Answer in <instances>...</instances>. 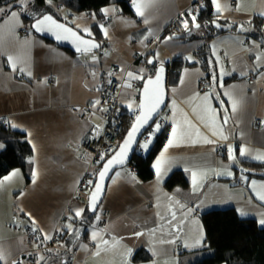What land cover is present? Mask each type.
Masks as SVG:
<instances>
[{
	"label": "crops",
	"instance_id": "obj_1",
	"mask_svg": "<svg viewBox=\"0 0 264 264\" xmlns=\"http://www.w3.org/2000/svg\"><path fill=\"white\" fill-rule=\"evenodd\" d=\"M197 2L151 0L145 17L135 14L131 1L134 16L123 14L121 7L115 4L105 7L109 9L107 15L102 11L75 13L62 5L51 4L64 22L82 35L99 41L98 51L82 54L38 36L20 10H16L20 16L14 36L7 31L9 25L4 24L7 15L0 16V25L5 29L0 34L3 36L0 42V122L25 134L33 150L28 161L29 181L21 168L5 176L17 172L11 179L0 180V205L4 206L0 208V249L5 254L0 260L2 264H12L28 250L33 256L22 264H192L213 253L206 245L203 213L235 208L241 218L255 219L264 226L259 222L264 219V201L258 195L264 194V179L250 178L248 174L252 171L242 165L243 161L264 164V160L259 159L264 156V41L257 39L254 27L248 25L255 18H261L264 34V15H261L264 0H220L223 9L220 13L211 2L219 20L217 28L225 32L210 39L190 23L189 28L195 31L197 39L186 41L165 34V30L180 19L177 26L184 35L181 22L185 18L181 17L189 11L195 15L193 6ZM145 18L147 24L143 22ZM101 25L108 30L107 36ZM169 36L173 38L167 39ZM205 46L209 47L211 66L218 81L213 78L210 87L203 84L205 75L198 65L184 68L176 83L170 82L169 75V101L160 131L166 126L170 130L153 163L155 178L141 181L130 165L117 170L96 213L100 219L97 221L94 216L86 221L90 192L77 193L89 166L82 145L91 133L104 129L100 117L101 87L113 77L131 83L132 88L124 87L121 91L120 106L138 114L140 90L144 81L155 74L157 66L171 64L178 57L187 60L191 57L189 62L194 64L196 52ZM9 55L20 58L15 70L7 59ZM150 55L155 58L154 71L149 67L154 66L151 63H136L138 58ZM129 71L142 74L145 79L129 80L126 75ZM233 77L238 80L226 83V79ZM225 92L239 101L235 112ZM132 101L135 104L130 109L128 104ZM86 106L92 108V114L82 112ZM212 108L217 109L216 121L214 126H209ZM185 115L193 127L185 123ZM174 121L189 134L168 147L158 178L154 165L172 138V128L177 126ZM13 124L17 127H12ZM196 129L201 135H196ZM205 136L215 143H205ZM0 145H3L1 152L5 144L0 141ZM229 148L235 160L230 158ZM241 149H246L243 156ZM141 150L146 153L147 149ZM176 171L186 175L189 186L169 190L166 183ZM193 172L197 173L199 184L195 190ZM189 208L195 210L189 213ZM79 209L84 211L76 217ZM20 220L28 224L26 231L31 226L35 228L38 240L35 241L34 234L23 232L18 225ZM94 231L99 234L98 242L108 241L107 245L99 243L100 255H96L97 243L91 238ZM138 232L143 234L134 235ZM61 233L68 237V244H59L65 250L54 249L64 253L52 262L53 256L41 248L55 236L59 238ZM198 234H202L203 242L186 248L185 243L194 244ZM46 235L52 238L46 239ZM128 249L132 251L126 257ZM141 252L149 254L150 259L136 261V255Z\"/></svg>",
	"mask_w": 264,
	"mask_h": 264
},
{
	"label": "trees",
	"instance_id": "obj_2",
	"mask_svg": "<svg viewBox=\"0 0 264 264\" xmlns=\"http://www.w3.org/2000/svg\"><path fill=\"white\" fill-rule=\"evenodd\" d=\"M130 1L131 0H52L51 4L54 3L62 5L75 13H98L103 8L115 4L121 7L123 14L134 16V12L129 4ZM51 4H49L47 0H34L35 10H42L44 11V15L52 14L58 19L62 20L59 13L55 11ZM9 5H11L13 10H20L27 23L30 24L33 22V20L31 21L29 17H27L17 6V0H0V7L7 8ZM193 9L197 17L196 23L200 24L198 29H203L206 39H210L215 35L225 32V30L219 29L215 26V23H217L219 20H217L213 13L211 0H202L201 5L198 0L196 5L193 6ZM188 16L189 12L185 13L181 19H187ZM179 20L180 19L175 20L173 24H171L169 28L165 30V34L169 33L176 37L183 38L186 41L197 39L195 31H192L188 35H183L182 31L177 26L178 22H180ZM189 23L192 25L190 19ZM220 24L226 25L225 22H220ZM248 25L254 27L255 37L264 41V34L262 33L263 20L261 18H255L253 21L249 22ZM235 29L236 26H234L233 30ZM195 55L197 56V62L194 64L190 63L187 59H183L182 57L174 59L171 64H166L169 68L171 83H176L180 79L184 68L195 65H198L203 69V73L205 75L203 84H206L208 87H210L213 84V78L214 80L216 78L215 81H218L216 72H213V68L211 66L212 57L209 47H203L197 51ZM152 56L153 55H150L148 58H152ZM148 58H138L136 63L150 64L148 63ZM149 67L153 71L155 70V65ZM233 80H238V78H228L225 81L226 83H231ZM122 111L125 118V125L121 136V141L125 137L128 129L131 127L137 115L123 108ZM149 130H151V128ZM149 130L146 133H148ZM169 130L170 128L166 126L163 130L157 133L154 143L150 147L148 153H144L139 147L134 154L130 166L134 167L141 181L148 182L155 178L153 163L166 143ZM0 141L5 144V149L0 152V180L8 175L12 170L21 168L27 177V181H29L27 173L28 161L33 156V150L29 142L26 140L25 134L14 131L6 126L3 122H0ZM105 161L106 160H103L95 166L92 180L93 186L95 184L98 172ZM242 165L243 167L252 171L248 174L250 178L257 177L264 179V164L243 161ZM178 186H189V181L182 171H176L173 173L166 183V187L169 190H173ZM91 190H88V192H91ZM85 215V220L88 222L91 221L94 216H96V213L93 214L89 210V199L86 205ZM201 218L206 233V245H208V248L211 249L213 253L212 255L199 259L192 264H264V226H260L255 219L241 218L235 208L207 211L202 214ZM63 234L64 233H61L59 238L57 237V242L60 245H67L68 237ZM52 240L43 244L41 250L47 251V254L53 256L52 262H55L56 260L60 259L61 254L64 252H57L55 251L56 249L46 250L45 247L49 246ZM24 258H28L26 253L24 254ZM135 259L136 261H147L150 259V255L145 252H141L136 255ZM0 264L2 263L0 262Z\"/></svg>",
	"mask_w": 264,
	"mask_h": 264
},
{
	"label": "snow or ice",
	"instance_id": "obj_3",
	"mask_svg": "<svg viewBox=\"0 0 264 264\" xmlns=\"http://www.w3.org/2000/svg\"><path fill=\"white\" fill-rule=\"evenodd\" d=\"M47 2L49 4H51L52 0H47ZM211 2L215 5V10L217 13H220L223 11L221 4H220V0H211ZM28 3V0H17V6L21 9L25 8L26 5ZM131 3L134 7V11L135 14L139 17H145V9L147 7L151 6V0H148V3H145L144 0H131ZM105 15H107L109 9L108 8H103L101 10ZM112 11H117L116 9H112ZM7 15V20L4 21V24L9 25L7 31L10 32L13 36L15 35L14 33V29L15 27L19 24V16H20V12L13 10L11 5H9L7 8L6 7H0V16H4ZM261 15H264V13H261ZM189 19L192 22V25L194 28H199L200 24L196 23L197 17L196 15L192 14L191 11H189V16L187 19L182 20V27L185 29V31H189ZM143 22L145 24L148 23V20L145 18L143 20ZM215 23V22H214ZM35 31L37 32H41V31H48V32H52L55 36L56 39L58 40H63V39H71L72 43L76 45V50L78 52H90L92 49H96L99 48L100 45L95 43L94 40H88V39H84L82 38L81 35H79L76 31H73V29L66 27L64 24L59 23L56 19L53 18L52 15H43L42 17H40L39 19H36L35 22L32 24L31 26ZM216 27H220V25L218 23H216ZM242 27V26H241ZM101 28L103 30V33L105 36L108 35V30L106 28H104L101 25ZM5 31L4 27L2 25H0V34H2ZM85 32L88 33V35L90 36L91 33L88 31V29H84ZM172 36L167 37V39H172ZM3 40V36L0 35V42H2ZM28 41L25 40V43H27ZM8 61L11 62V67L13 70L16 69L17 67V62L20 60L19 57H13L11 55H9L7 57ZM96 57L93 56V60H95ZM189 60H191V57H188ZM148 63H153L152 60H149ZM142 72V70H141ZM223 70H221V76L223 75ZM28 75H31V72H28ZM109 76L112 75V73L108 74ZM127 77L129 80H144V76L142 74L137 75L134 74L133 72L129 71L126 73ZM163 78H164V67H163V63L160 64V67L158 69V71L155 74V78L153 79L152 77H148L146 80V83L144 84L142 90L141 91V95H142V99L140 101V103L138 105H136V108L139 111V114L136 115L135 117V123H133V125L131 126V129L129 130L126 139L124 140L123 144L119 146L118 150L115 152V154L113 155V157L111 159H109L106 163V165L103 167V170L99 172V180H100V184H97L95 186V191L92 193L91 198H90V210L95 212L96 211V203H97V199L99 197V195L102 192V183L105 179V175L106 173H108L111 168L114 165H123L125 163V160L127 158V154L129 152V150L131 149V146L133 143L136 142L135 138L137 136V134L140 132V130L145 127L149 121H152V123L154 124V129L155 131H152L149 133V137L148 139L145 140V142L143 144H140L139 146L143 149H148L149 145L152 142L151 137L155 136L156 132H159L161 129V124L155 122L154 120H152L153 115L155 113H157V111L159 110L160 106L163 104L164 101V95H165V90H164V86H163ZM109 83H111V81H109ZM127 88H132V84L131 83H126L124 85ZM173 91H175V89H173ZM224 95L228 96L229 99L232 101V111L235 112L237 109V106L239 104V101L235 98H233L231 93L225 92ZM217 99H219V96L217 95L216 97ZM205 101L208 100V97L206 96ZM95 103H99V101H96ZM223 101H220L221 106H223ZM133 104H135V101H132L131 103L128 104V108L132 109L133 108ZM173 106H176V101L173 100L172 101ZM211 115L209 117V126H214L215 125V121H216V112L217 109H210ZM225 123H227V118L225 117L224 120ZM174 123H177L176 127L172 128V138L169 139L168 141V145L164 148V151L160 154V159H158L154 165L155 169H156V173H157V177H160V173H161V166L166 162L165 160V154L168 152V147L172 146L174 141H178V140H182L186 135H188L189 133L187 132L186 129H184L183 127L179 126V123L174 121ZM185 123L188 125L189 128L193 127L191 122L187 120V117L185 115ZM12 127H17V125L13 124L11 125ZM99 128V126H97ZM215 134V133H214ZM28 135L30 136L31 133H28ZM196 135H201L199 132V129H196ZM222 135V134H221ZM224 139H226L227 137H223ZM203 141L205 143L208 144H212L215 143V141L208 139L206 136L203 137ZM3 145H0V148H2ZM32 147L35 149V145L33 144ZM246 149H241L240 151V155L243 156L245 155ZM229 155L230 158L235 160V156L232 155V149L229 148ZM100 159H104V154H101ZM259 159L264 160V156L259 157ZM17 172H13L11 174V176H15L17 175ZM228 175H232L231 172L227 173ZM116 175H119V173H116ZM203 175V174H201ZM11 176L5 177V179H11ZM192 181H193V185H194V190L195 187H199V184L197 183V173L193 172L192 173ZM33 182H35V174H33ZM115 183V181H113ZM89 183H91V181H89ZM253 185H255V181L251 182ZM259 195V199L261 201H264V194H258ZM177 203H179L177 201ZM181 207H184V205H181ZM195 209L193 208H189L188 212H192ZM84 210L83 209H79L75 212V216L76 217H80L82 215V212ZM242 215H244L245 213L241 212ZM95 219L98 221L100 219L99 216H96ZM172 219L175 220L176 216H175V212L172 213ZM261 225H264V219H261L260 221ZM69 229H71V225L67 226ZM143 233H135L134 235L139 236L142 235ZM98 233L97 232H93L91 234V238L93 240V242L97 243V251H96V255H100V247H99V243H103L105 245L108 244V241L104 240V241H99L98 242ZM46 239H51V236H45ZM163 242V241H162ZM169 243H174V241H168ZM203 242V237L202 234H198L195 238H194V244L189 245L188 243H185V247H195L200 245ZM86 247V246H85ZM131 249H128L127 252L125 253V256H130L131 255ZM4 251L2 249H0V260L4 259Z\"/></svg>",
	"mask_w": 264,
	"mask_h": 264
},
{
	"label": "built area",
	"instance_id": "obj_4",
	"mask_svg": "<svg viewBox=\"0 0 264 264\" xmlns=\"http://www.w3.org/2000/svg\"><path fill=\"white\" fill-rule=\"evenodd\" d=\"M202 4V1H199ZM111 81V83H109ZM125 79L111 78L105 85L101 87V104L102 111L100 117L103 120L104 129L98 133H91V135L83 142V148L88 155L89 166L85 172L82 181L79 185L77 193L87 192L93 187V174L96 164L103 160H107L118 149L121 141V136L124 130L125 118L122 107L120 106V95L126 84ZM138 89L137 85H134ZM84 114H92V108L89 106L83 107ZM101 154H104V159H100ZM91 181V183H89ZM58 238L55 236L49 246L45 249L65 250L57 242ZM28 258H32L31 250L26 252ZM27 258L24 255L12 261V264H22Z\"/></svg>",
	"mask_w": 264,
	"mask_h": 264
},
{
	"label": "water",
	"instance_id": "obj_5",
	"mask_svg": "<svg viewBox=\"0 0 264 264\" xmlns=\"http://www.w3.org/2000/svg\"><path fill=\"white\" fill-rule=\"evenodd\" d=\"M45 15H46V14H45ZM47 15H52V14H47ZM52 16H53V18L56 19L59 23H62V24H64L66 27L73 29V31H76L79 35L82 36V38H84V39H88V40H94L95 43H97V44L100 45L99 41H97V40H95V39H93V38H89V37H86V36L82 35V34H81L77 29H75L72 25H70V24L64 22L63 20L58 19V18L55 17L54 15H52ZM41 17H42V16H41ZM39 18H40V17H39ZM39 18H38V19H39ZM34 22H35V20L31 23V26H32V24H33ZM31 29H32V30H33L38 36H40L41 38H43V39H45V40H48V41H50V42H53V43H55V44L61 46L62 48L70 49L71 51H73V52L76 53V54H82V53H85V52H78V51L76 50V45L72 43L71 39L58 40V39H56V36H55L52 32H48V31L37 32V31H35L32 27H31ZM189 29H190L189 31H185L184 35H188V34L193 30L192 28H189ZM99 48H100V47H99ZM99 48L92 49L89 53H94V52L98 51ZM150 60L153 61V63H151V64L154 65V64H155V58L152 57V58H150ZM159 67H160V65L157 66L156 71H155V74H156V72L158 71ZM163 67H164L163 86H164V90H165V95H164V101H163V104L160 106V108H159V110L157 111V113H155V114L153 115L152 120H154L155 122H156V121L160 118V116L165 112V110H166V108H167V106H168V101H169V90H168L169 68L167 67L166 64L163 65ZM155 74H154L153 76H150V77H152V78L154 79V78H155ZM146 80H147V79H146ZM146 80L144 81L143 86H144V84L146 83ZM143 86H142V88H143ZM141 90H142V89H141ZM141 99H142V95L140 94V101H141ZM138 114H139V112H138ZM138 114H137V115H138ZM133 123H135V120L133 121ZM133 123H132V125H133ZM132 125H131V126H132ZM153 125H154V124L152 123V121H149V123H148L145 127H143V128L140 130V132L137 134V136H136V138H135L136 142L132 144L131 149L129 150V152H128V154H127V158H126V160H125V163H124L123 165H114V166L111 168V170H110L108 173H106V175H105V179H104V181H103V183H102V192H101V194L99 195V197H98V199H97V203H96V211L93 212V211L90 210V198H91L92 193L95 191V186H96L97 184H100V183H101L100 180H99V175H97L96 180H95V184H94V186H93V188H92V190H91V192H90V195H89V210H90V212H92L93 214L97 213V211H98L100 205L102 204V202H103V200H104V198H105L106 191H107V186H108V183H109L111 177L113 176V174H114L117 170L122 169V168H124V167H126V166H128V165L131 164V162H132V160H133V157H134V154L136 153V151H137L138 148H139V145H140L141 139L144 137L145 133H146V132H147V131H148ZM130 129H131V127L128 129V131H127L125 137L123 138L122 142L120 143V145L123 144V142H124V140L126 139L127 134H128V132H129ZM120 145H119V146H120ZM118 148H119V147H118ZM117 150H118V149H117ZM117 150H116V151H117ZM114 154H115V153H114ZM114 154H113V155H114ZM113 155H112L111 157H109V158L104 162V164L102 165L100 171L103 170V167L106 165L107 161L113 157ZM100 171H99V172H100ZM99 172H98V174H99Z\"/></svg>",
	"mask_w": 264,
	"mask_h": 264
},
{
	"label": "rangeland",
	"instance_id": "obj_6",
	"mask_svg": "<svg viewBox=\"0 0 264 264\" xmlns=\"http://www.w3.org/2000/svg\"><path fill=\"white\" fill-rule=\"evenodd\" d=\"M31 6H32V8H31ZM20 9H21V8H20ZM21 11H22L27 17H29V19H30L31 21H32V20L34 21V20L38 19V17H41L42 15H44V14H43L44 11H42V10H41V11H40V10H35L34 0H28V3H27V5H26V7L23 8V9H21ZM68 20H69V17H68ZM31 23H32V22H31ZM31 23H30V28H31ZM201 30L203 31V29H201ZM222 101H223V100H222ZM163 116H164V115L162 114L161 117L159 118V120L157 121V123H160V124H161V121H162ZM152 131H155V129H154V125L151 127V130H149V132L146 133V134L144 135V137L141 139L140 144H143V143L145 142V140L148 139V137H149V133L152 132ZM155 136H156V135H155ZM155 136L151 137L152 142H151V144L149 145L148 149L146 150V153H148V151H149L151 145L153 144ZM140 148H141V147H140ZM141 149H143V148H141ZM2 207H4V206L0 205V208H2ZM18 225L21 226V228L23 229V232H24L26 235H27V234H34V235H35V241L38 240V237H36L37 232L35 231V228H34L33 226H31V227L29 228L30 230H27V231H26V227H27L28 224H23V220H20V222H19ZM212 252H213V251H212Z\"/></svg>",
	"mask_w": 264,
	"mask_h": 264
}]
</instances>
